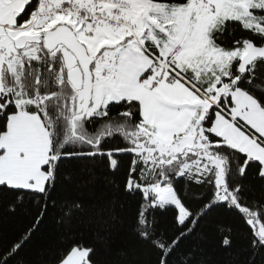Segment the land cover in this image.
<instances>
[{"label":"snow or ice","instance_id":"1","mask_svg":"<svg viewBox=\"0 0 264 264\" xmlns=\"http://www.w3.org/2000/svg\"><path fill=\"white\" fill-rule=\"evenodd\" d=\"M85 160L135 201L156 264H194L182 245L215 209L248 226L255 264L264 198L244 179L264 180V0H0V193L33 207L0 264H23ZM83 210L72 201L57 223ZM60 244L56 264H99L84 234Z\"/></svg>","mask_w":264,"mask_h":264},{"label":"trees","instance_id":"2","mask_svg":"<svg viewBox=\"0 0 264 264\" xmlns=\"http://www.w3.org/2000/svg\"><path fill=\"white\" fill-rule=\"evenodd\" d=\"M68 170L73 181L59 189L58 206L51 209L40 233L20 253L18 260L23 264H56L61 236L84 234L95 241L99 264H156V252L134 232L135 201L117 190L104 165L85 160L69 163ZM122 179L116 177L115 183ZM244 183L249 187L250 200L264 198V180L254 171L248 174ZM192 191L198 194L203 189L193 185ZM13 199L11 193H0V250L16 240L31 221L32 205L12 211ZM72 201L83 202L84 210L74 211L67 223H57ZM162 219L168 222L171 217L163 215ZM221 226L232 228L230 248L221 243ZM250 243V230L236 213L215 209L200 221L182 245V252L195 248L194 264H247L253 255ZM174 259L179 264L180 256ZM255 264H264V254L256 255Z\"/></svg>","mask_w":264,"mask_h":264}]
</instances>
